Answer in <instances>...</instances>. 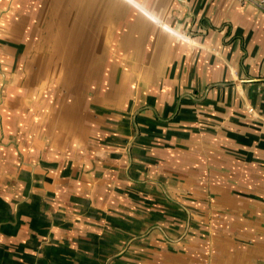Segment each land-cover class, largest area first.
I'll return each mask as SVG.
<instances>
[{"label": "crops", "instance_id": "crops-1", "mask_svg": "<svg viewBox=\"0 0 264 264\" xmlns=\"http://www.w3.org/2000/svg\"><path fill=\"white\" fill-rule=\"evenodd\" d=\"M259 1L48 0L31 36L21 17L0 264H264Z\"/></svg>", "mask_w": 264, "mask_h": 264}, {"label": "rangeland", "instance_id": "rangeland-1", "mask_svg": "<svg viewBox=\"0 0 264 264\" xmlns=\"http://www.w3.org/2000/svg\"><path fill=\"white\" fill-rule=\"evenodd\" d=\"M50 5L48 0H0V106L2 105L1 107L3 108L9 95V85L14 81L13 73L23 69L22 60L27 58V53L24 51L25 45L28 43L26 41L27 31H25L27 26L25 25L18 29V33L23 32L24 34L22 39L13 36L16 33L15 31L13 33V27L22 16L29 15L28 34L30 33L29 35L31 36L33 30L31 26L37 23L38 25L43 24L41 17L48 11ZM51 6H54V13H57L55 5ZM59 21L60 19H54L53 22L58 25ZM63 21L64 19H62V22L60 21L61 24L64 23ZM38 31H33L32 36L34 37L36 33H39ZM31 54H33V51H30Z\"/></svg>", "mask_w": 264, "mask_h": 264}, {"label": "built area", "instance_id": "built-area-1", "mask_svg": "<svg viewBox=\"0 0 264 264\" xmlns=\"http://www.w3.org/2000/svg\"><path fill=\"white\" fill-rule=\"evenodd\" d=\"M260 6L264 9V0L259 1Z\"/></svg>", "mask_w": 264, "mask_h": 264}, {"label": "bare ground", "instance_id": "bare-ground-1", "mask_svg": "<svg viewBox=\"0 0 264 264\" xmlns=\"http://www.w3.org/2000/svg\"><path fill=\"white\" fill-rule=\"evenodd\" d=\"M44 9V8H43Z\"/></svg>", "mask_w": 264, "mask_h": 264}]
</instances>
